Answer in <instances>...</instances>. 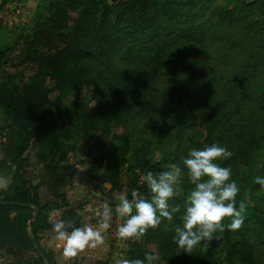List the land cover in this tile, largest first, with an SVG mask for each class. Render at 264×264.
<instances>
[{
	"label": "trees",
	"instance_id": "1",
	"mask_svg": "<svg viewBox=\"0 0 264 264\" xmlns=\"http://www.w3.org/2000/svg\"><path fill=\"white\" fill-rule=\"evenodd\" d=\"M215 1L45 0L32 23L19 29L12 46L0 38L4 122L0 130L8 140L0 171L11 175L8 189L0 191L2 259L11 264H53L51 254L39 244V233L56 219L82 226L64 191L75 171L68 163L67 145L87 144L93 133L102 137L95 163L105 162L116 177L120 161L132 148L133 128L153 132L179 120L187 148L227 146L233 154L219 164L232 169L236 182L242 175L254 189L264 191L254 182L257 175L264 176V163L253 162L257 151L264 150V0H235L238 6L231 11ZM244 7L254 12L252 25L245 19ZM210 8L209 17L203 19ZM191 22L195 25L185 28ZM174 30L176 35L168 40ZM189 53L212 63L213 75L203 76L191 68L190 81L174 76L173 62ZM160 65L170 71L168 76L154 74ZM27 69L31 80L26 78ZM223 70L239 77L220 78ZM48 85L59 93L68 91L70 105L60 95L52 100ZM88 99L94 101L93 109ZM118 126L122 137L111 132ZM138 145L135 160L143 171H163L144 157L150 146ZM30 148L33 162L24 157ZM182 179L176 197L181 209L192 187L186 174ZM133 190L150 196L144 183L134 184ZM262 205L248 206V218L261 230L264 199ZM56 212L60 214L53 219ZM180 215L166 233L159 225L140 239L128 240L127 259L154 253L164 264H218L212 246L194 248L191 254L180 252L173 240ZM248 220L239 230L219 233L227 264L259 263L246 231Z\"/></svg>",
	"mask_w": 264,
	"mask_h": 264
},
{
	"label": "rangeland",
	"instance_id": "2",
	"mask_svg": "<svg viewBox=\"0 0 264 264\" xmlns=\"http://www.w3.org/2000/svg\"><path fill=\"white\" fill-rule=\"evenodd\" d=\"M45 0H0V38H6L10 46L13 45L15 38L18 37L19 29L24 25H30L32 23V19L34 18V14L36 12L37 7L40 4H43ZM216 5L221 6L225 11H231L235 9V0H230L226 2L225 0H216ZM211 8L208 9L203 19L210 15ZM243 12L245 14V19L250 21V25L253 24L252 15L254 12L252 10H246L243 8ZM209 17V16H208ZM200 19L196 21L199 23ZM195 25V22H191L185 26V28ZM176 30H174L168 37V40L176 35ZM159 38L157 40L166 39ZM150 43H158V42H150ZM19 54L15 53V56ZM212 63H204L202 58L197 56V53H189L180 57L173 62V67H175L172 71V74L176 77L187 78L188 81L192 79V76H187V72L190 71L191 68L195 69L201 75H213ZM166 70L165 65H160L156 69V76H168V71ZM28 69L25 70L27 80H31V74H28ZM222 75L219 74L220 78L225 79H233L238 78L227 70L222 71ZM49 90H51V99H55L60 95L62 102L65 105H70L72 101L71 94L68 91H63L59 93L58 91L52 88V85H48ZM91 90H87V94L90 95ZM84 94L86 92L84 91ZM89 101V99H88ZM91 109H93V100L89 101ZM4 125L3 117L0 112V128ZM183 126H180L179 120L169 121L167 125L160 129V126H157L153 132H149L147 129H143L138 133L137 128H133L134 137L132 139V148L126 154L124 160L120 161V169L118 175L115 177L111 171L107 170L108 165L103 162L102 164L95 163V160L99 158V149L97 146H100L102 143V137L99 133H93V135L87 140V144L84 141H80L79 143L68 144L67 149L69 150L68 154V163L71 164L75 171L70 176L69 184L64 188V191L69 192L70 197L66 195L69 204L72 208H75L77 214L80 216L81 213L89 206V210H93V207L100 204L111 202L108 201L109 198L112 199L113 196H117L120 192L128 193L129 197H131V192L133 190V185H141L143 184V176L147 171H143L142 166L136 162L137 155L136 151H138V147L136 144L142 146V148L150 146L148 148L149 154L144 155L145 158H149L152 164H159L163 171L168 170L172 165H181L182 158L186 155L188 149L191 148L187 145L188 142L186 138H181L184 132ZM5 131V129L3 130ZM0 130V158L2 154V149L4 151L7 146L8 140L6 138L5 132ZM112 134L122 137L123 132L120 126L114 127L111 130ZM179 143H181V149L178 148ZM138 145V146H139ZM32 149L30 148L24 154V157H30V161L33 162ZM103 152V150H100ZM144 153V151H143ZM26 155V156H25ZM143 157V158H144ZM218 163L220 161H217ZM253 162L257 163V165H261L264 163V150H258ZM143 163V161H141ZM8 167L12 169V165L9 163ZM257 167V166H256ZM91 169V172H90ZM8 171V170H7ZM2 173L11 175L5 172V170L1 171ZM244 181V183H242ZM240 191L237 195V201H245L247 204L246 211V231L249 232L250 238L249 240L254 245L253 255L259 261V263L264 264V228L261 230L254 221L248 218L249 208L250 207H263V199H264V191L261 193L257 191V189L253 188V184L249 183L244 179L242 175L239 177V181L237 182ZM67 189V190H66ZM131 191V192H130ZM67 194V193H66ZM178 198H175L172 203L176 204ZM114 201V200H113ZM250 206V207H248ZM96 209V208H95ZM97 212V211H92ZM251 212V209H250ZM59 213V212H57ZM90 214V213H88ZM96 214V213H95ZM114 218L117 222L122 223V219L117 215H114ZM94 218V217H93ZM177 219V214L174 218V221ZM110 221V222H111ZM114 221V220H113ZM169 222L167 219H162L160 224L164 233L167 232L168 228L174 222ZM219 238H214L209 242V246L214 247L216 249L215 252V260L218 264H227L226 255L223 251V244H221L222 235L218 234ZM110 235L108 234V240L112 244ZM128 240L133 239H122L117 235L116 245L112 249V255L117 253H123L127 250ZM203 244L197 245L196 249L201 251ZM151 251H154V248H150ZM155 252V251H154ZM154 254V253H153ZM155 262L157 264H164L163 261L159 259L156 254ZM258 263V264H259ZM234 264H249L246 262L234 263Z\"/></svg>",
	"mask_w": 264,
	"mask_h": 264
},
{
	"label": "clouds",
	"instance_id": "3",
	"mask_svg": "<svg viewBox=\"0 0 264 264\" xmlns=\"http://www.w3.org/2000/svg\"><path fill=\"white\" fill-rule=\"evenodd\" d=\"M232 154L227 146L219 143L205 144L189 149L181 165H172L159 173L147 171L143 183L150 196L145 197L137 190H132L131 198L126 192L113 196L115 203H104L96 212L100 218L99 227L75 226L70 220H54L52 231L63 242V254L73 257L87 247L102 245L104 232L111 227L114 213L122 219L117 228L122 239H140L148 229L157 228L162 219L172 222L176 214L181 213L179 224L174 225L173 240L180 252L188 254L197 245L209 246L210 241L219 238V233L239 230L246 219L247 204L243 200L237 201L240 188L231 178L232 169L217 162ZM185 174L192 187L181 209L180 204L172 201L182 191ZM254 182L264 186V176L257 175ZM155 260V255L145 253L142 259L124 258L117 264H154Z\"/></svg>",
	"mask_w": 264,
	"mask_h": 264
},
{
	"label": "crops",
	"instance_id": "4",
	"mask_svg": "<svg viewBox=\"0 0 264 264\" xmlns=\"http://www.w3.org/2000/svg\"><path fill=\"white\" fill-rule=\"evenodd\" d=\"M11 183L10 176L2 173L0 171V191L8 189ZM67 190V189H66ZM67 193V194H66ZM65 195L70 197L69 192L65 191ZM100 204L93 207L92 211H97L101 207ZM89 206L81 213L82 226L85 224L92 227H99L100 218L96 216V212L89 210ZM96 208V209H95ZM90 213V214H88ZM60 213L52 214V218L55 219L59 216ZM115 213L112 218H114ZM94 217V218H93ZM109 230L104 232V243L97 247H87L78 252L76 256L66 257L63 254L62 244L63 242L57 238V235L50 229L41 231L39 233V244L40 246L49 252L52 256L53 264H117V261L120 259L127 258L126 254L117 253L112 255V245L108 240ZM0 264H11L10 262L2 259L0 257Z\"/></svg>",
	"mask_w": 264,
	"mask_h": 264
},
{
	"label": "built area",
	"instance_id": "5",
	"mask_svg": "<svg viewBox=\"0 0 264 264\" xmlns=\"http://www.w3.org/2000/svg\"><path fill=\"white\" fill-rule=\"evenodd\" d=\"M114 220V221H113ZM111 223V227L108 229L109 230V235L111 238V241L112 242V248H114V245H116V239H117V228H118V225L120 224L119 222H117L115 219H112V221L110 222ZM119 237V236H118ZM120 238V237H119Z\"/></svg>",
	"mask_w": 264,
	"mask_h": 264
},
{
	"label": "water",
	"instance_id": "6",
	"mask_svg": "<svg viewBox=\"0 0 264 264\" xmlns=\"http://www.w3.org/2000/svg\"><path fill=\"white\" fill-rule=\"evenodd\" d=\"M109 200H110L111 202H114L111 198H109Z\"/></svg>",
	"mask_w": 264,
	"mask_h": 264
}]
</instances>
